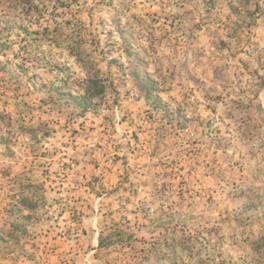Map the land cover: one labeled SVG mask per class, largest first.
<instances>
[{
  "label": "rangeland",
  "instance_id": "374dc122",
  "mask_svg": "<svg viewBox=\"0 0 264 264\" xmlns=\"http://www.w3.org/2000/svg\"><path fill=\"white\" fill-rule=\"evenodd\" d=\"M264 264V0H0V264Z\"/></svg>",
  "mask_w": 264,
  "mask_h": 264
},
{
  "label": "trees",
  "instance_id": "16d2710c",
  "mask_svg": "<svg viewBox=\"0 0 264 264\" xmlns=\"http://www.w3.org/2000/svg\"><path fill=\"white\" fill-rule=\"evenodd\" d=\"M118 242H116L112 235L101 236L98 240L97 251L98 254H105V264H136L135 257H129L128 254L124 252L120 254H116L113 257H109L111 255L112 250L117 249Z\"/></svg>",
  "mask_w": 264,
  "mask_h": 264
}]
</instances>
